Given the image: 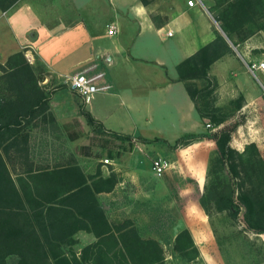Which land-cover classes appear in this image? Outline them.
<instances>
[{"label": "crops", "instance_id": "0c3cea01", "mask_svg": "<svg viewBox=\"0 0 264 264\" xmlns=\"http://www.w3.org/2000/svg\"><path fill=\"white\" fill-rule=\"evenodd\" d=\"M198 1L202 4L203 0ZM157 6L161 14L158 22L149 14L148 3L144 0H15L0 10V58L2 54L6 57L22 51L34 71L44 74L37 81L39 87L43 86L47 91L56 86L49 97L56 125L63 121L58 119V110L52 103L64 104L71 117H77L68 76L89 69L90 72H100L98 84H105L108 88L96 92L84 104V110L101 130L130 138L131 143L127 148L125 143L121 144L116 149L119 155L108 157L107 163L102 161L106 157L98 154L82 156L72 153V161L67 165L81 169L109 223L130 220L140 234L144 224L158 221L159 229L166 232L137 234L142 239H154L162 247L160 264L167 262L168 251L173 249L174 238L182 229L188 231L197 251L194 257L186 260L201 259L209 263L211 258L202 246L204 238L209 241L211 238L207 231V217L200 207L189 203L187 189L179 185L186 176L197 186L202 183L203 179L198 177L200 173H191L190 169L189 174H184L182 168L188 159L183 151L202 140L192 141L187 146L179 143L170 153H167V145L183 133L196 132L201 127L184 82L176 79L175 65L212 41L215 33L205 10L198 5L188 6L187 0H162ZM108 25L115 28L113 35H107ZM261 30L242 42L229 40V47L234 43L244 56L249 49L259 45L256 36L262 33ZM167 31L171 34L166 35ZM103 36L116 37L106 45L101 42ZM163 37H173V40L163 44ZM151 46L157 52L149 53ZM229 54L219 57L211 67L227 60ZM156 117H172L182 127L168 137L160 132L148 134L145 128L152 125ZM71 139L70 144H78L79 139ZM155 140L160 142L155 143ZM148 147L156 149V154L144 164L140 155H144ZM169 155L167 175L177 189L178 197L184 199L181 207L171 200L164 177L154 175L150 169L151 159H165ZM165 204L169 208L163 212L161 205ZM160 212L174 220L159 221Z\"/></svg>", "mask_w": 264, "mask_h": 264}, {"label": "rangeland", "instance_id": "374dc122", "mask_svg": "<svg viewBox=\"0 0 264 264\" xmlns=\"http://www.w3.org/2000/svg\"><path fill=\"white\" fill-rule=\"evenodd\" d=\"M159 1L162 2V0H144V2L148 3L149 14L156 22L161 18L157 6ZM237 1L203 0L202 4L197 0L195 2V5L205 10L214 31L221 32L224 36L219 25L225 26V23H227L225 26L227 27L226 29H229L227 33L230 41L234 43L242 42L250 34L262 29V33H257L256 36L257 43L260 46L248 48L249 50L244 56L240 55L234 45L230 46L229 58L211 67V64L217 59L214 60L208 68L206 80L190 82L198 90L197 110L195 109V112L201 127L195 133L212 132L223 126L230 128L229 145L234 149L235 162L241 173L264 198V68L254 71L247 69L249 63H264V10L255 12L254 9L249 8L245 4L243 6L235 5L227 13L228 4L231 2L236 3ZM225 11L227 19L217 20L216 18H219L221 12ZM115 37L103 36L101 42L109 45L114 41ZM225 38L226 41L228 40L227 44L230 45L229 39ZM162 39L163 44H166L170 43L173 37H163ZM153 52H157V49L151 46L149 53L153 54ZM4 60L5 57L2 54L0 64L4 63ZM223 67L225 68L223 69ZM229 67L231 69L227 70L226 68ZM35 75L38 80H41L44 76L41 71H35ZM46 77L49 78V76ZM55 87H49L47 91L44 89L45 87H40V94L44 95V97L46 96V102L48 103L46 106L41 105L37 110L35 109V113L28 121H26L27 117L25 119L20 118V129L24 128L17 142L13 143V140H8L0 144V153L12 178L29 169L67 165L72 161V153L82 156L98 154L106 158L112 155L118 156L119 150L116 149H119V146L123 145V143H125L124 147L127 148L131 143L130 138L105 132L97 124H87L84 116L81 115V111L85 109V103L73 90L71 91V97L73 108L77 111V117H71L64 104L60 102H57V104L52 103L51 105L58 110L56 112L58 119L63 121L61 125H56L50 110L51 106L49 105L50 93ZM19 95L21 94L13 86L7 72L0 70V101L13 99ZM62 108L64 110L59 111ZM197 111L203 117L199 116ZM215 118L222 119V123L215 125L213 123ZM206 124L209 125L206 126ZM181 127V124L177 123V120L172 117L167 119L156 117L152 125L146 126L145 132H148V134L160 132L161 135L168 137L179 132ZM155 129L157 130L155 131ZM72 137L79 139L78 144H70ZM199 140H202V142L183 151L188 156V159L182 168L184 174H189L190 169L192 170L191 173H200L198 177L200 180L202 178L203 181L197 186L193 179L186 176V178L182 177L183 180L180 181L179 185L187 189L186 195L189 203L200 207L207 217H205L209 224L207 225V231L212 243L204 238V245L202 246L211 260L209 263L203 262L201 259L189 262L186 260L188 255L184 254L185 252L178 254L174 249L169 251L167 249L164 254L168 251L170 257L165 264H264V233H257L250 226L247 219V210L239 199L237 179L231 181L234 187L233 201L237 211L234 216H231L228 210L220 209L213 202L201 200H204L205 189L212 179V174L216 173L215 170H220V167L218 164L215 165L217 151L214 142L207 138H200ZM199 140H195V142ZM159 142L156 141L155 143ZM173 143L167 145V153L173 152L175 148L172 146ZM180 144V146H187V144ZM6 146L8 147L6 148ZM155 152L156 149L154 148H146L144 155H140V160L144 164L148 163L150 156ZM157 152L162 155V151L158 150ZM165 159H168L167 161L170 163V155L166 156ZM167 169L160 176L165 179L173 203L175 201L177 207H181L184 199L178 197L177 189L167 175ZM161 208L164 212L169 208V205H161ZM163 212H160L159 221H164L165 219L174 220L170 215H166ZM156 222L158 221H150L152 223L150 225L144 224L140 234L149 235L166 232L163 229H159V224ZM198 231L200 232L201 229ZM136 233L139 234L137 231ZM74 238V243L63 245L65 252L71 249L74 252H78L82 246L94 240L90 233L83 231H78ZM16 259L15 255H9L6 257V262L7 264H15Z\"/></svg>", "mask_w": 264, "mask_h": 264}, {"label": "trees", "instance_id": "16d2710c", "mask_svg": "<svg viewBox=\"0 0 264 264\" xmlns=\"http://www.w3.org/2000/svg\"><path fill=\"white\" fill-rule=\"evenodd\" d=\"M14 1L0 0V9H6ZM245 4L255 12L264 10V0H238L228 4L227 13L235 5ZM225 13L221 12L216 19L225 20ZM225 26L219 25L230 40ZM214 33L212 41L175 65L176 79L184 82L196 110L198 90L190 82L206 80L210 64L230 53L225 37L220 32ZM0 70L7 72L21 94L0 101V144L8 140L14 143L24 128L20 129V118L27 117L28 121L38 107L48 102L40 94L38 78L22 51L7 55ZM81 115L87 124H96L87 111H81ZM213 123L218 125L222 119L215 118ZM230 131L223 126L212 132L183 133L172 146L200 138L212 140L217 151L215 165L220 170L212 174L201 200L213 202L234 216L237 211L231 181L237 179L239 199L247 210L250 226L257 233H264V198L239 170L234 149L229 145ZM78 231L90 233L94 240L78 252L72 249L65 252L63 245L74 243ZM173 249L179 254L185 252L188 257L197 253L186 229L176 234ZM9 255L17 257L15 264H160L163 250L154 239L140 238L129 220L122 224L109 223L78 166L29 169L12 178L0 153V264H7Z\"/></svg>", "mask_w": 264, "mask_h": 264}, {"label": "built area", "instance_id": "2783aa9c", "mask_svg": "<svg viewBox=\"0 0 264 264\" xmlns=\"http://www.w3.org/2000/svg\"><path fill=\"white\" fill-rule=\"evenodd\" d=\"M198 1V0H197ZM196 0H187V5H194ZM199 2V1H198ZM107 35H113L115 28L112 25H108L106 29ZM171 32L167 31L166 35H170ZM264 68V63H249L247 69L250 71L261 70ZM101 77L100 72H90L89 70H81L74 72L68 76L69 87L80 97L83 103H87L92 96L102 90L108 88L105 84H98V80ZM209 124H206L208 126ZM103 163H107L108 159L104 158ZM169 162L161 157H155L150 160V169L154 175L160 176L166 168H168Z\"/></svg>", "mask_w": 264, "mask_h": 264}, {"label": "water", "instance_id": "95a60500", "mask_svg": "<svg viewBox=\"0 0 264 264\" xmlns=\"http://www.w3.org/2000/svg\"><path fill=\"white\" fill-rule=\"evenodd\" d=\"M223 35V34H222Z\"/></svg>", "mask_w": 264, "mask_h": 264}]
</instances>
